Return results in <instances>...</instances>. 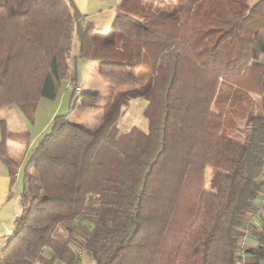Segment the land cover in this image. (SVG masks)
I'll return each mask as SVG.
<instances>
[{
    "label": "trees",
    "instance_id": "1",
    "mask_svg": "<svg viewBox=\"0 0 264 264\" xmlns=\"http://www.w3.org/2000/svg\"><path fill=\"white\" fill-rule=\"evenodd\" d=\"M98 30L72 0H0V109L32 120L77 83L70 58L113 92L80 97L97 126L58 114L30 150L0 264H264V222L248 225L264 191V0H122ZM138 98L147 129L120 132ZM242 123L245 143L230 136Z\"/></svg>",
    "mask_w": 264,
    "mask_h": 264
},
{
    "label": "rangeland",
    "instance_id": "2",
    "mask_svg": "<svg viewBox=\"0 0 264 264\" xmlns=\"http://www.w3.org/2000/svg\"><path fill=\"white\" fill-rule=\"evenodd\" d=\"M157 6L159 7V9H163L166 7V4L160 5L157 3ZM104 22H102L100 25L105 24ZM106 30H108L107 26L100 27L98 32H106ZM88 64L89 60L84 59L77 62L78 79L74 87L79 86L82 89L81 84H79V80L82 79L85 92L99 94L102 96V104L107 103L112 98L113 92L111 88L99 78L97 66L87 71ZM70 65H72V58H70ZM72 87L73 86L71 84L69 85V81H65L61 85L60 90L58 91V96L55 100H40L37 104L35 115L31 116L33 117L32 120L23 115L16 107H7L0 109V120H4L6 123L4 134L6 135L7 139L6 145L8 157L18 163H21V177H18L16 179L17 181H15L14 183L15 191H18L21 187L22 168L28 159L30 150L39 142L42 135L49 131L51 122L53 120V118L51 119L52 114L54 113L58 105L60 108H62L59 112L60 114L69 112L70 117L81 116L83 117L81 120L82 123H84L88 128H93L92 126L93 124H95V122H97L95 126L98 125L102 115L101 110L92 115H85L81 111L77 112V104H80V97L83 93V89L82 93L80 94L75 92V96L70 101L71 96L68 92ZM67 88L69 90H67ZM145 105L146 102L142 98L130 101L128 107L124 111V114L118 120L117 126L120 132H127L132 127H137L144 131L147 129V119L143 116V109ZM248 132V125L246 123H242L238 126V128L231 131L230 136H232V138L235 140L238 138L241 143H245L247 140ZM1 138L2 130L0 127V139ZM205 175L208 182L211 178V171L207 169ZM255 222L257 223V225L263 223L264 214L260 213ZM251 241L252 238H250L247 243L251 244ZM78 264H93V261L91 258L83 256L82 254V257L80 258Z\"/></svg>",
    "mask_w": 264,
    "mask_h": 264
},
{
    "label": "crops",
    "instance_id": "3",
    "mask_svg": "<svg viewBox=\"0 0 264 264\" xmlns=\"http://www.w3.org/2000/svg\"><path fill=\"white\" fill-rule=\"evenodd\" d=\"M76 9L79 13L84 16L87 20L91 21L97 27H105L109 26L110 21L115 13L116 6L120 3L121 0H72ZM105 21V22H104ZM102 22L105 24L100 25ZM82 59H73L72 61V70L73 73L77 77V62ZM85 60V59H84ZM97 66V64L89 61L87 66V71L91 70L93 67ZM78 79V78H77ZM79 84H81L83 92H85L83 88V80H79ZM71 96V93L68 92ZM78 107L76 109L77 112L80 111V104H77ZM62 108L57 106L56 110L52 114V118L56 115L60 114ZM81 116H71L70 120L76 122L79 125L84 126L82 123ZM88 120V119H87ZM93 124V123H92ZM95 125L93 124L92 127ZM87 127V126H86ZM21 177V172L17 176ZM17 181V180H16ZM22 185V183H21ZM22 187V186H21ZM21 187L18 191H15V184L10 185V180L8 177V172L6 167L0 162V246H2L5 241L9 237V231L13 229V219L20 212V204H19V194L21 191ZM252 245L254 241H251Z\"/></svg>",
    "mask_w": 264,
    "mask_h": 264
},
{
    "label": "built area",
    "instance_id": "4",
    "mask_svg": "<svg viewBox=\"0 0 264 264\" xmlns=\"http://www.w3.org/2000/svg\"><path fill=\"white\" fill-rule=\"evenodd\" d=\"M71 90H74L76 93H82V89L79 87V86H73L72 88H70V91ZM258 210L257 212H255L254 214H252L251 218L249 219L248 221V225H251L255 222L256 218L260 215V213H263L262 210H263V207H264V191H263V194L260 196L259 200H258ZM10 235L12 233V231L9 232ZM251 238V236H249V232L248 230H246L244 232V235H243V238H242V241L240 242V247L243 249L244 247H247L249 244L247 243V241H249ZM78 255H80L79 252H77Z\"/></svg>",
    "mask_w": 264,
    "mask_h": 264
}]
</instances>
